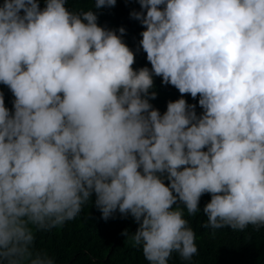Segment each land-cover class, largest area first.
<instances>
[{
	"label": "clouds",
	"instance_id": "clouds-1",
	"mask_svg": "<svg viewBox=\"0 0 264 264\" xmlns=\"http://www.w3.org/2000/svg\"><path fill=\"white\" fill-rule=\"evenodd\" d=\"M139 2L130 15L151 70L132 67L134 52L91 8L0 5V82L15 97L10 112L0 95V264H56L37 234L93 194L103 219H135L124 235L148 264L173 253L191 264L185 214L204 193L203 227L264 228V0ZM154 76L199 94L202 115L183 97L153 108Z\"/></svg>",
	"mask_w": 264,
	"mask_h": 264
},
{
	"label": "trees",
	"instance_id": "trees-1",
	"mask_svg": "<svg viewBox=\"0 0 264 264\" xmlns=\"http://www.w3.org/2000/svg\"><path fill=\"white\" fill-rule=\"evenodd\" d=\"M4 0H0L3 5ZM41 9L45 7L46 0H38ZM94 0H66L69 10L79 11L91 8L97 14V22L106 29L115 30L121 35L122 40L134 52V69L147 67L151 64L147 54L143 51L140 41L145 26L130 13L133 10L141 11L139 0H116L112 7H93ZM162 7V6H161ZM146 15V9L143 10ZM124 27L121 34L119 28ZM153 88L156 93L150 99L153 108L163 114L169 101L183 97L189 105H195L197 116L202 115L203 109L199 105V94L193 98L190 93L181 94L179 90L163 82L161 76L153 77ZM0 95H3L5 106L13 111L15 99L11 90L0 82ZM206 150V149H205ZM166 184L168 180L164 181ZM211 199L210 193L200 197L197 214H185L189 225L196 237L198 252L192 257L191 264H264V228L254 230L251 226L244 231L236 232L229 228L213 231L203 227L207 217L203 208ZM95 194L92 201L86 203L80 215L64 225L52 229L50 232L37 234L38 247L47 249L54 255L56 264H148L142 250L133 247L126 239L124 232L134 233L138 223L129 214L122 215L119 210L107 220L102 218V213L95 207ZM169 264H185L176 253L172 254Z\"/></svg>",
	"mask_w": 264,
	"mask_h": 264
}]
</instances>
